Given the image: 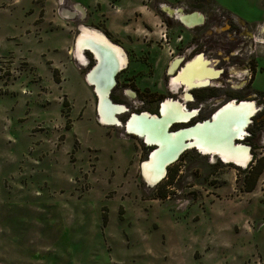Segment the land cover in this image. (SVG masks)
<instances>
[{"label":"rangeland","instance_id":"obj_1","mask_svg":"<svg viewBox=\"0 0 264 264\" xmlns=\"http://www.w3.org/2000/svg\"><path fill=\"white\" fill-rule=\"evenodd\" d=\"M177 11L202 22L190 28ZM80 25L126 56L111 91L121 123L183 98L173 59L225 58L191 91L186 107L199 111L187 123L253 102L237 142L248 164L186 149L145 182L153 146L100 123L94 55L85 66L73 55ZM0 264H264V0H0Z\"/></svg>","mask_w":264,"mask_h":264},{"label":"bare ground","instance_id":"obj_2","mask_svg":"<svg viewBox=\"0 0 264 264\" xmlns=\"http://www.w3.org/2000/svg\"><path fill=\"white\" fill-rule=\"evenodd\" d=\"M179 15L189 27L199 24V20L202 19L198 12L193 14L179 13ZM87 50L93 52L96 63L99 64L98 68L86 75V80L94 88L98 98L97 109L100 123L104 126H122L126 129V133L139 137L147 145L158 143V148L151 150L148 155L149 158L141 164L142 177L149 185L154 186L163 179L161 176L165 173L164 166L169 164L170 160L184 148L185 150L196 148L199 153L210 157H214L216 154L222 162L233 163L238 167L244 168L248 164L251 159L248 147L242 143H234L232 139L238 137L241 140L245 136L247 120L255 112L253 102H242L238 106H235L233 101L228 102L216 115L214 124H201L202 121H200L198 130L179 131L180 129H178L179 132L171 131L168 133L170 127L174 125L172 123L187 122L197 112L194 109L188 110L184 106V102L170 98L161 103L162 115L159 116L160 118L151 114L152 119L157 122L146 120L150 113L143 111L132 113L131 118L126 120V123H121L117 116L123 114L122 112L126 108L124 105L109 102L108 87L110 86L109 82H113L112 75L114 72L126 67V56L123 50L111 42L103 32L80 25L73 55L75 60L84 66L87 64L84 57ZM170 62L168 70L171 76L170 86L177 91L184 88L183 99L185 101L189 98L188 89L209 85L211 80L216 79L219 74L212 66L208 65V61L204 60L201 55L188 60L185 65H182V69H179V58ZM176 69H179L177 75L174 72ZM108 80L109 82H107ZM139 114L140 116H137ZM188 137H191L189 141L188 139L184 140Z\"/></svg>","mask_w":264,"mask_h":264},{"label":"water","instance_id":"obj_3","mask_svg":"<svg viewBox=\"0 0 264 264\" xmlns=\"http://www.w3.org/2000/svg\"><path fill=\"white\" fill-rule=\"evenodd\" d=\"M99 49L100 50H102L101 49V47H99ZM89 51V50H88ZM99 51V50H98ZM103 52H104V50H102ZM89 52H91V53H93L92 51H89ZM94 55V54H93ZM94 60H96V58H95V55H94ZM96 62V61H95ZM99 67V64H98V62L97 63H95V66L93 67V69L91 70L92 72H93V70H95L96 68H98ZM100 67H102V65H100ZM120 71V69H118V70H116L115 72H114V74L112 75V78H113V82H114V77L117 75V73ZM90 72V71H89ZM88 72V73H89ZM107 82H109V80L107 81ZM113 82L112 83H110L109 82V84H110V86L108 87V90H109V92H110V90L112 89V87L114 86V84H115V82H114V84H113ZM95 87V86H94ZM108 99H109V102L111 103V100H110V98H109V95H108ZM244 103V102H243ZM228 103H226L225 105H223L220 109H218L213 115H212V117L211 118H209V119H206V120H204V121H202L201 122V124H205V123H207V125H211V124H214V121H215V117H216V115L217 114H219V112L223 109V107L224 106H226ZM241 103H235V106H238V105H240ZM160 114H161V111H160ZM162 115V114H161ZM161 115H160V117H161ZM137 116H140V114L139 115H137ZM157 117H159V115H156ZM159 117V118H160ZM250 117H251V115H250ZM249 117V118H250ZM131 118V115L129 116V118H128V120ZM146 118H148V119H146V120H148V121H151V122H157L156 120H154V119H152V116H151V114H149V116L148 117H146ZM188 122V121H187ZM187 122H174V123H172V124H177V123H187ZM199 123L200 122H195L194 124H192V125H190V126H188V127H184V128H179L180 130L179 131H181V130H188V129H195V130H198L197 128H198V125H199ZM248 123H249V119L247 120V123H246V127H247V125H248ZM170 127V126H169ZM169 127L167 128V130L169 129ZM178 129H176V130H168V133H170L171 131H174V132H176ZM179 131H177V132H179ZM189 138H191V137H188V138H185L184 140H186V139H188V141H189ZM183 140V141H184ZM233 142L235 143V142H238L239 140H240V138H238V137H233ZM153 147H155V148H153V149H156V148H158L157 146H158V143H154V144H151ZM152 149V150H153ZM183 150H185V148L183 149ZM183 150L182 151H180V152H178V154H176L175 155V157L172 159V160H170V162H169V164H171L173 161H175L178 157H179V155L183 152ZM214 157H216V158H219L218 157V155H216V154H214ZM169 164H166L164 167V169H165V173L161 176V179L166 175V173H167V167H168V165ZM157 184V183H156Z\"/></svg>","mask_w":264,"mask_h":264},{"label":"flooded vegetation","instance_id":"obj_4","mask_svg":"<svg viewBox=\"0 0 264 264\" xmlns=\"http://www.w3.org/2000/svg\"><path fill=\"white\" fill-rule=\"evenodd\" d=\"M166 7V6H165ZM167 9L168 10H171V9H169L168 7H167ZM171 11H174V10H171ZM177 13H179L178 11H177ZM191 14V13H190ZM193 14V13H192ZM200 16H201V18H202V15L200 14ZM203 19V18H202ZM202 19L201 20H199V21H197V22H199V24L202 22ZM198 24H196V25H194V26H191L190 28H192V27H195V26H197ZM86 52V51H85ZM199 55H201L202 56V58L204 59V60H206V61H208V65L209 66H212L218 73H219V71H218V69H221V71H220V73H219V75L220 74H222V72H224V69L220 66V67H218V65H219V63H221L222 61H225V58H220L219 59V57H217V59L218 60H212V61H210L208 58H206L205 57V55H204V53H201V54H199V53H196V54H194L193 56H192V58H194L195 56H199ZM221 54H219V56H220ZM191 57H190V59H192ZM189 59V60H190ZM96 61V60H95ZM215 62V63H214ZM186 64V63H185ZM185 64H183V65H185ZM181 67V66H180ZM179 67V69H182L183 67H181L180 68ZM122 69H124V68H122ZM122 69H120V71L122 70ZM179 69H176L174 72H175V75L176 74H178L177 72H179ZM218 75V76H219ZM114 79H115V77H114ZM118 85V83H116V81H115V84H114V86L112 87V89L115 87V86H117ZM206 86H208V85H206ZM203 87H205V86H203ZM203 87H194V88H192V89H188V93H189V98L188 99H186V101H192L193 100V97H192V90L193 89H197V88H203ZM112 89L110 90V92H109V98H110V100H111V102H114V103H120L121 101H117L116 100V98L114 97V95H112ZM170 98V97H169ZM250 98H252V97H250ZM250 98H247L248 100L250 99ZM167 99V98H166ZM166 99H164V100H166ZM170 99H173V100H179L180 102H184V104H185V100L183 99V98H179V99H174V98H170ZM163 100V101H164ZM162 101V102H163ZM231 101H233V100H229V102H231ZM240 100L238 99V98H236V102H239ZM161 102V103H162ZM234 102V101H233ZM228 103V102H227ZM161 105V104H160ZM125 106V105H124ZM185 107H186V104L184 105ZM126 107V106H125ZM187 108V107H186ZM188 109V108H187ZM192 110L194 109V110H197L196 108H191ZM191 109H188V110H191ZM199 110H197V112H198ZM140 112H142V111H140ZM140 112H138V113H140ZM197 112H196V114H197ZM122 113H124V111L122 112ZM149 113V112H148ZM132 113H130L129 115H131ZM151 114V113H150ZM196 114L193 116V117H195L196 116ZM119 115V114H118ZM156 115H161L160 114V109L158 110V114H156ZM193 117H190V119H192ZM129 118V117H128ZM128 120V119H127ZM202 121V120H201ZM192 124H194V123H192ZM192 124H188V123H177V125H180L179 127H177V128H175V129H172V130H176V129H179V128H184V127H188V126H190V125H192ZM175 125V124H174ZM132 136H135V135H132ZM137 137V136H136ZM142 142H143V140L142 139H140ZM242 140V139H241ZM144 143V142H143ZM153 148H155V147H152L151 149H153ZM233 164V163H232Z\"/></svg>","mask_w":264,"mask_h":264},{"label":"trees","instance_id":"obj_5","mask_svg":"<svg viewBox=\"0 0 264 264\" xmlns=\"http://www.w3.org/2000/svg\"><path fill=\"white\" fill-rule=\"evenodd\" d=\"M262 168H263L262 166L258 167V165H256V163L251 167L250 172L252 173L253 176H252L251 182L248 185L246 184L247 187L245 186L246 191H251L254 188L255 182H256L257 177L259 176Z\"/></svg>","mask_w":264,"mask_h":264}]
</instances>
